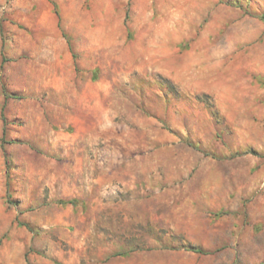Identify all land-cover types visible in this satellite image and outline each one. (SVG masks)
<instances>
[{"label": "rangeland", "instance_id": "374dc122", "mask_svg": "<svg viewBox=\"0 0 264 264\" xmlns=\"http://www.w3.org/2000/svg\"><path fill=\"white\" fill-rule=\"evenodd\" d=\"M0 264H264V0H0Z\"/></svg>", "mask_w": 264, "mask_h": 264}, {"label": "trees", "instance_id": "16d2710c", "mask_svg": "<svg viewBox=\"0 0 264 264\" xmlns=\"http://www.w3.org/2000/svg\"><path fill=\"white\" fill-rule=\"evenodd\" d=\"M72 204H75V201H72ZM196 252H201L200 250H196Z\"/></svg>", "mask_w": 264, "mask_h": 264}]
</instances>
